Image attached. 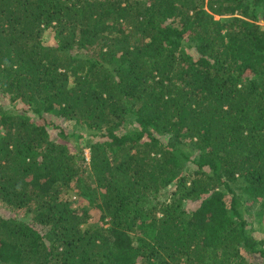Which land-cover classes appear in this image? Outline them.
I'll use <instances>...</instances> for the list:
<instances>
[{"label":"trees","instance_id":"16d2710c","mask_svg":"<svg viewBox=\"0 0 264 264\" xmlns=\"http://www.w3.org/2000/svg\"><path fill=\"white\" fill-rule=\"evenodd\" d=\"M255 205L264 0H0V264H264Z\"/></svg>","mask_w":264,"mask_h":264},{"label":"rangeland","instance_id":"374dc122","mask_svg":"<svg viewBox=\"0 0 264 264\" xmlns=\"http://www.w3.org/2000/svg\"><path fill=\"white\" fill-rule=\"evenodd\" d=\"M85 152H86V155L89 156V149H86ZM75 205H79V203ZM82 206H85L87 208L90 207L87 201L83 202ZM249 209L250 210L248 211L247 218L250 224L252 225V227L254 228L255 236L263 237L264 236V211L262 213L259 212L260 211L259 205H255ZM91 214H92V218L89 220L90 222H100L99 220L100 214L97 210L92 209Z\"/></svg>","mask_w":264,"mask_h":264}]
</instances>
